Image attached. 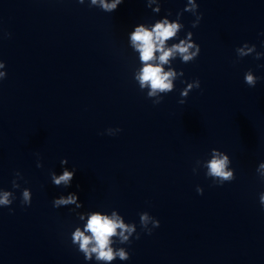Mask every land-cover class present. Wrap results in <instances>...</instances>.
<instances>
[{"label": "clouds", "instance_id": "1", "mask_svg": "<svg viewBox=\"0 0 264 264\" xmlns=\"http://www.w3.org/2000/svg\"><path fill=\"white\" fill-rule=\"evenodd\" d=\"M80 4H84L85 0H78ZM124 0H90L89 6L99 7L107 13L114 12ZM156 4V8H152ZM147 6L153 11H160V3L157 0H147ZM198 5L196 0H187V6L182 12L177 13L176 20H170L167 16L155 22L150 28L144 24H138L134 30L130 32V41L133 49L138 52L139 60L142 67L134 74V79L138 82L140 89H148L147 97H156L161 93L167 94L174 88L173 80L177 77V72L171 68L165 71L164 65L170 63V58H176L177 55L181 58L183 63H190L195 60L200 53V46L192 39L193 33L188 32L185 38L179 39L178 43H173L167 46V42L177 38L184 25L180 22V17L183 12L192 13L196 19L192 23V27H197L202 19V14L197 11ZM171 15V13H169ZM157 53L159 54L157 56ZM255 53V58L259 59L264 53L256 52L255 45L244 43L242 46L236 48L238 58H243ZM0 69H5V63L0 60ZM5 71H0V80L6 77ZM180 76H183V71H180ZM260 78L255 76L251 70L244 75V82L249 87H255ZM200 87L198 79L187 83V86L182 90L181 96L187 97L189 92L194 88ZM161 100H154V104H159ZM179 103H185L181 99ZM120 129H109V134H114ZM211 160L205 165V175L211 178L217 185H223L226 182H231L235 179L234 169L230 167V157L218 149L211 150ZM61 165H67L68 160L64 158L60 161ZM37 167H42V164L37 162ZM75 169L69 170L63 167L62 174H57L55 171L50 172L51 181L56 187H69L75 175ZM196 172V169H193ZM258 175L264 180V162H261L256 169ZM16 179L12 181L14 189L20 188L17 182L23 179L21 173H15ZM197 193L203 194V189L197 187ZM32 193L28 188L22 191L23 205L31 204ZM15 199L12 191L0 189V206L8 207L12 205ZM259 202L264 207V192L259 196ZM75 205V209L82 208L83 205L78 201V196L75 193H69L66 196L60 195L53 199V207L60 208L62 206ZM73 209V211H75ZM80 220L84 219V215L77 213ZM140 226L151 234L152 228L159 227L160 221L152 217L148 212L139 214ZM151 224V228L149 227ZM136 234V239L140 236L136 232L135 223L126 224L121 216H118L115 211L112 214H101L100 211H92L88 217L87 222L81 227H75L71 233V243L77 246L80 253L83 254L86 261H95L99 264H112V262L119 258L120 260H128L129 252L123 248H115L113 245L118 241L120 244L131 243V237Z\"/></svg>", "mask_w": 264, "mask_h": 264}]
</instances>
